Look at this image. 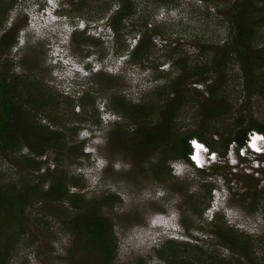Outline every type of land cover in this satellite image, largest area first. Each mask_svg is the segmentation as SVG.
<instances>
[{
	"label": "rangeland",
	"instance_id": "374dc122",
	"mask_svg": "<svg viewBox=\"0 0 264 264\" xmlns=\"http://www.w3.org/2000/svg\"><path fill=\"white\" fill-rule=\"evenodd\" d=\"M236 1L131 0L137 10L122 22L125 30L117 39L111 28L112 38L106 39L103 29L121 5L119 0H13L12 4L0 0V37L7 30V39H15L6 53L9 62L0 70L8 69L15 77L19 101L26 108L31 107L26 100L29 92L33 105L52 97L49 113L36 109L34 119L65 136L63 149H49L39 156L27 146L7 157L0 151V186L46 189L52 181L65 178L68 194L79 193L86 200L111 197L114 201L103 200L108 206L101 208L116 238L111 264H177L180 255L183 260L193 258L194 264H207L210 258L237 257L238 250L211 232L213 224L248 239L249 245L253 241L252 257L264 264V156L257 160L232 154L224 159L233 143L224 149L230 133L250 123H264V99L255 90V85L264 84V66L251 72L236 53L223 68L216 63L222 59L217 54L231 42L225 11ZM80 21L85 26H79ZM72 29L80 31L69 33ZM139 35L149 38L151 51L147 58L133 61L129 51ZM251 43L264 49V25ZM76 65L95 72L78 76L72 71ZM197 68L200 72L191 74ZM35 81L41 85V95L29 87ZM155 91H163L160 99L153 96ZM114 98L123 107L143 98L148 101L152 108L148 129H158L174 109L173 133H201L218 148L220 159L202 171L181 165V173L174 175L170 165L176 159L172 158L176 142L149 147L147 129L136 131L130 118L115 110ZM222 105L229 107L227 113L206 116L211 107ZM103 106L113 115L109 121H101ZM83 127L94 142L80 138ZM87 146L95 154L86 153ZM95 155L102 157L98 169L92 160ZM27 157L38 162V170ZM219 186L226 193L219 195L218 211L211 215L207 209L215 210L212 191ZM32 199L20 211L13 208L0 214V264H106L102 254L63 226L71 215L67 200L50 201L36 194ZM226 207L229 216L222 212ZM170 211L181 218L184 241L151 238L156 230L149 226L151 217ZM179 243L171 257L165 245Z\"/></svg>",
	"mask_w": 264,
	"mask_h": 264
},
{
	"label": "trees",
	"instance_id": "16d2710c",
	"mask_svg": "<svg viewBox=\"0 0 264 264\" xmlns=\"http://www.w3.org/2000/svg\"><path fill=\"white\" fill-rule=\"evenodd\" d=\"M119 1L121 2V5L116 8L115 13L111 16L109 21V25L115 32V37L117 39L120 30H125L126 28V26L122 25V22H124L131 13H134L137 10V7L130 3L131 0ZM158 1L166 2V0ZM12 2L13 0H10L9 4H12ZM10 6L11 5H8V8H6L7 6L4 7L3 13L7 12ZM76 8L78 9L79 7ZM225 13L229 19L231 42L227 48L222 50L220 55L217 54L218 57L222 58L221 61H216V63L219 62L217 64L219 65V69L223 68L228 63V57L231 56L232 53H236L241 60H245L247 65H249L251 72L257 65L264 66V49L261 47L254 48L251 43L259 28L264 25V0H237L226 9ZM144 25L146 24L144 23ZM0 26H2V21L0 22ZM158 32L159 31L154 30L155 34H158ZM7 34L8 31L6 30L0 37V67H4V63L8 61L9 57H6V53L11 45L15 43V39H7ZM142 36H138L136 44L132 46L129 51L130 57L133 61L134 59L142 60L150 55L152 44L149 43L150 41L148 37ZM125 47V50H128V45L125 44ZM197 70L198 68L193 69L191 74H198L200 71ZM7 71L8 69L6 71L0 70V151L2 154L5 157L13 155V152L24 146H27L30 149L31 154L37 156L43 154L49 149H63L65 147V136L58 130L48 129L46 125H42L34 119L36 109L40 108V110L49 113L47 107L48 105H51L52 97L46 98L47 101L45 102H41L40 104L37 102L36 105H33L32 93L29 92L27 93L26 100H29L31 107L26 108L24 104L19 101V99H21V92L18 90V82L15 77L7 73ZM255 86H257L255 87L256 92L264 99L262 93V91H264V84H258ZM29 87L36 91L34 94L41 95L39 94L41 93L39 89V87H41L39 81L31 82ZM80 87L82 88V86ZM164 87L165 86L161 89ZM75 88H79V86ZM249 88L251 89L252 87ZM161 95H163V91H155V94L153 93V96L157 99H160ZM86 96L89 97V95L86 94L83 99L86 100ZM181 97L182 95L180 94V100ZM150 102H152L151 99ZM113 104L115 110L130 118V122L136 126V131H139L141 128L147 129L145 142L149 147H162L168 142H176L177 147H172L173 149L177 148L174 149V155H172V158H183L188 160L187 153L190 149L187 140L190 137H198L200 140L208 144L211 149H218L208 143L207 139H205L201 133L196 134L195 132H189L182 135L175 133V131L173 133L172 120L174 109H171L158 129H148L146 119L150 116L152 108L148 101H144V98L139 103L127 104L126 107H123L120 99L114 98ZM126 109L128 111H126ZM228 111L229 107L222 105L221 108L211 107L210 111L205 115L214 117L216 115L227 113ZM50 115L52 116L51 113ZM241 120L242 117L240 121H237V124L240 123ZM250 129L264 131V123H250L248 126L241 127L240 129L238 128V130L230 133L225 143L223 142L224 149H226L228 142H231V140L238 145H243L246 133ZM27 158L32 160V163L34 164L32 165V168L34 167L35 170H38L40 166L38 162L33 158ZM197 170L202 171V169ZM218 170V168L213 167V171L218 172ZM44 178L43 175L40 176L41 180ZM64 180L65 178L56 179L52 181L46 189L37 187L38 185H34L35 187L23 185L24 189L20 190L10 189L7 186H0V214L8 212L13 208L20 211L25 204H32V196L34 197L35 194L38 198L50 201L67 200L71 215L63 222L65 229L81 242L92 246L102 254L104 263L111 264L117 248L116 238L110 221L108 217L102 213L101 208L108 206L107 203L105 204L102 202L103 200L106 202L105 200L113 199L111 197H103L105 199L86 200L79 193L68 194V189L66 188ZM216 219L217 215L214 220ZM213 226L214 229H212L211 232L221 238L223 242L230 246V248L238 250L239 255L237 257L222 259L220 261L210 258L212 261L207 264H259L256 262V258L252 257V240V245H249L248 239L234 235L231 230V233H229L225 230L226 228L220 229L215 224H213ZM178 246H181V243L177 245L167 244L165 245V250L172 254L171 257H174ZM192 248L197 251L200 249L197 245H192ZM178 257L182 258L176 260L177 264H194L193 258L188 257V259L183 260L182 255ZM199 260H201L200 257H195V261Z\"/></svg>",
	"mask_w": 264,
	"mask_h": 264
},
{
	"label": "clouds",
	"instance_id": "9594fccd",
	"mask_svg": "<svg viewBox=\"0 0 264 264\" xmlns=\"http://www.w3.org/2000/svg\"><path fill=\"white\" fill-rule=\"evenodd\" d=\"M47 1H52V0H47ZM82 23H83V21H80V22H78V25L82 26L83 25ZM27 25L28 26L30 25L29 19H28ZM83 26H85V25H83ZM104 28L105 29H103V31H105V32L103 33V37L105 36L106 39L112 38V37H110L111 36V32H110L111 27L109 25V22H107V24L105 25ZM86 29L87 28H84L82 30H86ZM77 30L78 29H72L69 33L73 34ZM78 31H80V30H78ZM113 36H114V34H113ZM90 55H92V54H90ZM90 55H88V56H90ZM72 71L73 72L75 71V73L77 72L79 76H87V75L91 74V72L92 73L95 72V70L92 67H89L87 69V71H84L78 65L74 66L72 68ZM262 93L264 96V91H262ZM100 111H102L100 114V116H101L100 118H102L101 119L102 122L105 118L108 119V121L111 120V118H113V115H109V113H108L109 111H107V109L104 106L102 107V110L100 109ZM94 129H95V127H94ZM86 130H87V128H84V127L81 128V134L83 133L82 134L83 136L80 138L81 139L88 138V139H90V141L92 140L94 142V139L90 138L91 136L89 134L86 135L83 132ZM252 131H254L259 136V139L261 140L260 145H256L253 143V144H251V146H248L245 143V139H244L243 145H238L237 143L233 142L232 144H229V147L227 149V152H226V155L224 158L225 160L230 159L232 154L235 157L239 156V157L248 158V159L257 158V160H259L258 158L261 155H264V131H259V130H252ZM93 132H95V131H93ZM192 138H195L197 143L195 144L194 148L189 147L190 150L187 153L188 160H185L183 158H176L171 162L170 166L172 167V173L174 175L181 173V171L179 170V167L181 165H183L184 167L189 165L193 169L204 170V169H207V167H210L211 165H213L214 163H217L218 160L220 159L216 150L211 149L208 144H206L202 140L198 139L197 137H190L189 139L191 140ZM187 142H188V140H187ZM189 142L191 143L192 141H189ZM252 145H255V147H252ZM257 148L260 149V152L254 151ZM244 150H246V151H244ZM85 152L90 153L91 155H92V153L95 154L94 149L92 147L90 148L89 146H87L85 148ZM190 153H192L191 154L192 158H191V156H189ZM198 153L202 156V158L200 160H198L196 158V156H197L196 154H198ZM101 159H102V157H100L99 155H97V156L95 155V157L92 158L94 165H96V169L101 167V163H100ZM261 162H264V161H261ZM257 164H258V162H257ZM213 189L214 190L212 191V199H213V203H214L213 208L215 210L212 211L211 208L207 209V212H210L211 215H213V212L218 211V206H217L216 201L219 198V195L221 197H223V195L226 193L225 190L221 186H219V189L217 191H216L217 188H213ZM219 206L221 208H223L222 201L219 204ZM227 209H228V211H227ZM229 209H230L229 207H226L222 210V212H224L226 214V216H229V213H230ZM149 226L151 228H156L155 234H154L155 236L153 235V236H151V238H153V237L155 239L157 238V241H160V240L161 241H166V240L184 241L185 240L184 235H183V224H182L181 218L177 212L170 211L167 214H164V213L154 214L151 217V219L149 220ZM155 241L156 240H153V243Z\"/></svg>",
	"mask_w": 264,
	"mask_h": 264
},
{
	"label": "built area",
	"instance_id": "2783aa9c",
	"mask_svg": "<svg viewBox=\"0 0 264 264\" xmlns=\"http://www.w3.org/2000/svg\"><path fill=\"white\" fill-rule=\"evenodd\" d=\"M255 138V140H253ZM189 141H192L191 143ZM188 144H189V147L190 148H194L195 147V144L197 143L196 139L195 138H192L191 140L188 139ZM260 142L261 140L259 139V136L254 132V131H249L246 135V138H245V143L246 145L248 146H251V144H256V145H260ZM246 151V150H244ZM192 153L189 154V156H191L192 158Z\"/></svg>",
	"mask_w": 264,
	"mask_h": 264
},
{
	"label": "bare ground",
	"instance_id": "6f19581e",
	"mask_svg": "<svg viewBox=\"0 0 264 264\" xmlns=\"http://www.w3.org/2000/svg\"><path fill=\"white\" fill-rule=\"evenodd\" d=\"M69 67H70V65L69 64H67ZM71 68V67H70ZM253 140H255V138L253 139ZM197 156H196V158L198 159V160H200L201 158H202V156L198 153V154H196Z\"/></svg>",
	"mask_w": 264,
	"mask_h": 264
},
{
	"label": "snow or ice",
	"instance_id": "6c2138e0",
	"mask_svg": "<svg viewBox=\"0 0 264 264\" xmlns=\"http://www.w3.org/2000/svg\"><path fill=\"white\" fill-rule=\"evenodd\" d=\"M252 147H255V145H252ZM256 150H257V151H260V149H258V148H257ZM241 154H242V153H241ZM233 163H235V161H233Z\"/></svg>",
	"mask_w": 264,
	"mask_h": 264
}]
</instances>
